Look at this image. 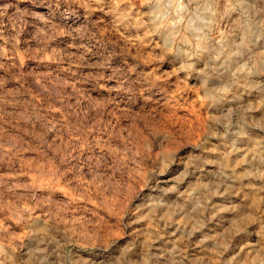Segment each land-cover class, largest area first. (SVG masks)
Listing matches in <instances>:
<instances>
[{
	"label": "rangeland",
	"instance_id": "1",
	"mask_svg": "<svg viewBox=\"0 0 264 264\" xmlns=\"http://www.w3.org/2000/svg\"><path fill=\"white\" fill-rule=\"evenodd\" d=\"M0 264H264V0H0Z\"/></svg>",
	"mask_w": 264,
	"mask_h": 264
},
{
	"label": "clouds",
	"instance_id": "2",
	"mask_svg": "<svg viewBox=\"0 0 264 264\" xmlns=\"http://www.w3.org/2000/svg\"><path fill=\"white\" fill-rule=\"evenodd\" d=\"M167 14H168V5H164L163 7L157 10L158 17H166ZM199 19H200L199 13L197 11H194L190 22L194 26Z\"/></svg>",
	"mask_w": 264,
	"mask_h": 264
},
{
	"label": "bare ground",
	"instance_id": "3",
	"mask_svg": "<svg viewBox=\"0 0 264 264\" xmlns=\"http://www.w3.org/2000/svg\"><path fill=\"white\" fill-rule=\"evenodd\" d=\"M248 29H249V28H248ZM249 31H250V30H249ZM251 32H252V30H251ZM251 32L248 33V35L251 34ZM252 33H253V32H252ZM248 35H246V36H248ZM251 35H252V34H251ZM244 36H245V35H244ZM249 36H250V35H249ZM248 39H249V38H248ZM248 39H247V40H248ZM245 42H246V41H245ZM231 43H232V42H231ZM232 45H233V44H232ZM226 46H227V45H226ZM228 46H229V43H228ZM228 46H227L226 48H227L228 50H230V48H228ZM233 46H234V45H233ZM242 46H243V45H242ZM229 47H230V46H229ZM226 48H225V50H226ZM226 51H227V50H226ZM226 51H225V52H226ZM218 52H219V51H218ZM227 52H228V51H227ZM223 53H224V52H223ZM228 53H229V52H228ZM230 53H231V52H230ZM230 55H231V54H230ZM227 57H228V56H227ZM229 57H231V56H229ZM235 98H237V97H235ZM237 100H238V99H237Z\"/></svg>",
	"mask_w": 264,
	"mask_h": 264
}]
</instances>
